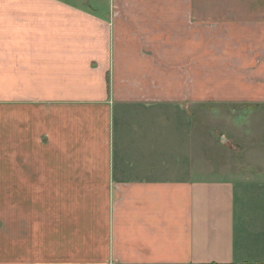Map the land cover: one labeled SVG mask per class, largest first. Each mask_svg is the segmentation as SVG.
I'll return each instance as SVG.
<instances>
[{"label":"crops","instance_id":"crops-1","mask_svg":"<svg viewBox=\"0 0 264 264\" xmlns=\"http://www.w3.org/2000/svg\"><path fill=\"white\" fill-rule=\"evenodd\" d=\"M263 115L264 0H0V264H264Z\"/></svg>","mask_w":264,"mask_h":264},{"label":"rangeland","instance_id":"rangeland-1","mask_svg":"<svg viewBox=\"0 0 264 264\" xmlns=\"http://www.w3.org/2000/svg\"><path fill=\"white\" fill-rule=\"evenodd\" d=\"M244 120L248 123V125H247V123L244 122V125H247V130L249 131V135L252 138L257 135L258 130L260 128V125H263V127H264V115L261 117L260 116L259 117H251L250 116V118H248V120H247V118H244ZM263 132H264V130H263Z\"/></svg>","mask_w":264,"mask_h":264},{"label":"trees","instance_id":"trees-1","mask_svg":"<svg viewBox=\"0 0 264 264\" xmlns=\"http://www.w3.org/2000/svg\"><path fill=\"white\" fill-rule=\"evenodd\" d=\"M210 264H218V263H210Z\"/></svg>","mask_w":264,"mask_h":264}]
</instances>
